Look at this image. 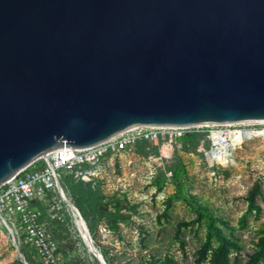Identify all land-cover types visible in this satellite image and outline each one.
I'll return each instance as SVG.
<instances>
[{"label":"water","instance_id":"water-1","mask_svg":"<svg viewBox=\"0 0 264 264\" xmlns=\"http://www.w3.org/2000/svg\"><path fill=\"white\" fill-rule=\"evenodd\" d=\"M258 122L264 0H0V186L134 127Z\"/></svg>","mask_w":264,"mask_h":264},{"label":"rangeland","instance_id":"rangeland-1","mask_svg":"<svg viewBox=\"0 0 264 264\" xmlns=\"http://www.w3.org/2000/svg\"><path fill=\"white\" fill-rule=\"evenodd\" d=\"M256 127L245 123L232 129ZM208 130L187 128L185 134L197 135L196 146L188 150L177 151L161 139L137 144L132 153L108 155L99 188L102 208L116 213L115 220L96 216L92 221L61 181L110 264H264V141L246 139L233 150L235 166L211 174L203 156L210 146ZM155 151L168 158L153 165L152 175L148 157ZM164 170L171 171L170 178ZM60 205L58 222L49 219L48 208L41 211V222L57 244L58 264H99L69 208ZM16 245L27 264H42L22 240ZM0 264H22L7 231L0 234Z\"/></svg>","mask_w":264,"mask_h":264},{"label":"built area","instance_id":"built-area-1","mask_svg":"<svg viewBox=\"0 0 264 264\" xmlns=\"http://www.w3.org/2000/svg\"><path fill=\"white\" fill-rule=\"evenodd\" d=\"M233 126H207L210 146L203 156L211 174L235 166V160L232 161L233 150L246 141L242 134L251 129L234 130ZM186 129L134 127L103 143L84 149L57 148L37 159L38 162L35 160L0 186V234L7 231L15 242L17 239L22 240V243L36 251L42 264H58L57 244L48 233L45 223L41 222L40 206L49 209L51 221H61L62 175L71 174L75 180L95 181L101 186L105 179L108 155L132 153L138 142L151 143L161 139L166 145L181 151ZM253 130H264V123ZM260 140L264 141V138ZM167 158L165 153L149 156L148 165L153 168L150 173H156L154 164L159 167ZM164 172L168 178L171 177L170 170Z\"/></svg>","mask_w":264,"mask_h":264},{"label":"trees","instance_id":"trees-1","mask_svg":"<svg viewBox=\"0 0 264 264\" xmlns=\"http://www.w3.org/2000/svg\"><path fill=\"white\" fill-rule=\"evenodd\" d=\"M182 140L183 150H188L196 146L197 135L186 133ZM142 143L146 142L141 141L137 144L140 145ZM155 153L157 152L155 151ZM62 182L63 187L67 190L75 206L89 216L92 221H95L94 218L96 216L98 217V220H115L117 218L116 213L106 211L102 208V194L99 188V183L95 181L83 182L81 180H75L71 174H66V177H62ZM40 210L43 212V207L40 206ZM88 227L89 229L92 228L90 224ZM102 255L106 263L110 264L106 255L104 253H102Z\"/></svg>","mask_w":264,"mask_h":264},{"label":"bare ground","instance_id":"bare-ground-1","mask_svg":"<svg viewBox=\"0 0 264 264\" xmlns=\"http://www.w3.org/2000/svg\"><path fill=\"white\" fill-rule=\"evenodd\" d=\"M264 122H258L257 125H262ZM242 137H245V139H253L254 137H260V138H264V130H247L245 133L242 134ZM236 141L238 140V138L235 139ZM234 146V145H233ZM39 160H37L38 162ZM232 161H234V156L232 158ZM235 163V162H234ZM61 198L62 200H66L68 199V197L65 195H63V192L61 191ZM80 215V213H79ZM74 219V223L76 225L77 230L79 231V235L81 236L82 240L84 241L86 247L88 248V251H90V247L88 244V237L86 234V224L83 223L82 221V217L77 216V214L75 215V217H73ZM91 253V252H89ZM93 255V254H92Z\"/></svg>","mask_w":264,"mask_h":264}]
</instances>
